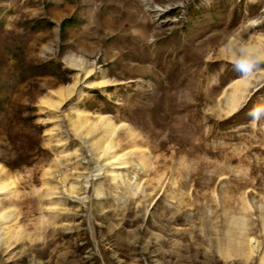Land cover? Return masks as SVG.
Segmentation results:
<instances>
[{
  "label": "rangeland",
  "instance_id": "1",
  "mask_svg": "<svg viewBox=\"0 0 264 264\" xmlns=\"http://www.w3.org/2000/svg\"><path fill=\"white\" fill-rule=\"evenodd\" d=\"M0 264H264V0H0Z\"/></svg>",
  "mask_w": 264,
  "mask_h": 264
}]
</instances>
